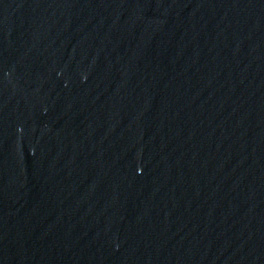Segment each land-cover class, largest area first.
<instances>
[{
  "label": "water",
  "instance_id": "95a60500",
  "mask_svg": "<svg viewBox=\"0 0 264 264\" xmlns=\"http://www.w3.org/2000/svg\"><path fill=\"white\" fill-rule=\"evenodd\" d=\"M264 137V0H0V264H182Z\"/></svg>",
  "mask_w": 264,
  "mask_h": 264
}]
</instances>
